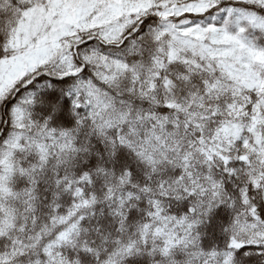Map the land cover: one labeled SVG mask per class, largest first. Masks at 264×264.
I'll use <instances>...</instances> for the list:
<instances>
[{"label": "snow or ice", "instance_id": "snow-or-ice-1", "mask_svg": "<svg viewBox=\"0 0 264 264\" xmlns=\"http://www.w3.org/2000/svg\"><path fill=\"white\" fill-rule=\"evenodd\" d=\"M0 264H264V0H0Z\"/></svg>", "mask_w": 264, "mask_h": 264}]
</instances>
